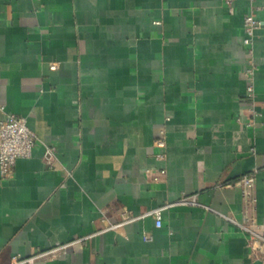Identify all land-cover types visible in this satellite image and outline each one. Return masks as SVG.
<instances>
[{
    "label": "crops",
    "instance_id": "0c3cea01",
    "mask_svg": "<svg viewBox=\"0 0 264 264\" xmlns=\"http://www.w3.org/2000/svg\"><path fill=\"white\" fill-rule=\"evenodd\" d=\"M1 108L38 141L0 179V264H262L232 183L258 169L264 232V0H0Z\"/></svg>",
    "mask_w": 264,
    "mask_h": 264
},
{
    "label": "built area",
    "instance_id": "2783aa9c",
    "mask_svg": "<svg viewBox=\"0 0 264 264\" xmlns=\"http://www.w3.org/2000/svg\"><path fill=\"white\" fill-rule=\"evenodd\" d=\"M234 0H225L227 4H231ZM253 2L254 0H250ZM242 25L244 31L243 44L246 46L247 54V85L245 90V98L252 100L254 97V84H253V45L256 36V31L259 28V21L254 15L253 9L247 11L242 18ZM56 64H50L51 69H55ZM3 116L0 119V179L5 180L10 178L14 172L15 162L18 158L30 157L37 143V137L34 132L29 128L25 117L18 116L12 112H7L4 108ZM249 109V108H248ZM251 109V108H250ZM154 145L161 149L156 155L158 158H164L163 149L166 145V134L163 128L160 129L158 136L154 140ZM55 150L54 146H45L46 156L53 154ZM264 170V166H263ZM258 169L252 170L240 176L232 185L237 186L240 190L244 209L242 213V219L240 221H234L238 228L245 234L246 244L250 248L254 259H261L264 262V232H258L255 230L256 215V175ZM159 173H164V170H159ZM183 202H191L193 200L182 199ZM164 207L155 208L142 213L139 216L126 217L122 215V220L111 224V228H116L122 224L133 221L145 216H153L155 225L161 226V211ZM143 239L146 241L152 240V236L144 233ZM60 248H53L44 252H37L36 254L26 258H16L14 264H33L35 259L47 255L56 253ZM248 264H254V261Z\"/></svg>",
    "mask_w": 264,
    "mask_h": 264
},
{
    "label": "water",
    "instance_id": "95a60500",
    "mask_svg": "<svg viewBox=\"0 0 264 264\" xmlns=\"http://www.w3.org/2000/svg\"><path fill=\"white\" fill-rule=\"evenodd\" d=\"M262 264H264V262Z\"/></svg>",
    "mask_w": 264,
    "mask_h": 264
}]
</instances>
